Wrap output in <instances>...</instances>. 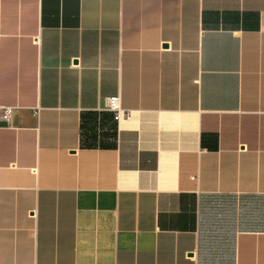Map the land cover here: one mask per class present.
Listing matches in <instances>:
<instances>
[{"label": "crops", "instance_id": "obj_1", "mask_svg": "<svg viewBox=\"0 0 264 264\" xmlns=\"http://www.w3.org/2000/svg\"><path fill=\"white\" fill-rule=\"evenodd\" d=\"M0 106V264H264V0H0Z\"/></svg>", "mask_w": 264, "mask_h": 264}, {"label": "built area", "instance_id": "obj_2", "mask_svg": "<svg viewBox=\"0 0 264 264\" xmlns=\"http://www.w3.org/2000/svg\"><path fill=\"white\" fill-rule=\"evenodd\" d=\"M108 109L114 113L118 122L132 117V111L123 106L120 94L108 98ZM13 110V107L0 106V130L2 129V122L9 123L11 121Z\"/></svg>", "mask_w": 264, "mask_h": 264}]
</instances>
